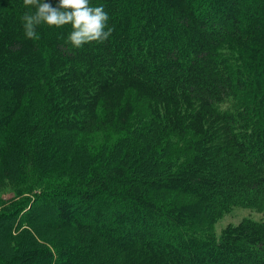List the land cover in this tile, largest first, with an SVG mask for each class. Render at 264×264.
<instances>
[{"label": "trees", "instance_id": "trees-1", "mask_svg": "<svg viewBox=\"0 0 264 264\" xmlns=\"http://www.w3.org/2000/svg\"><path fill=\"white\" fill-rule=\"evenodd\" d=\"M90 2L114 31L74 49L70 25L26 39L23 0H0V191L28 184L0 205V264H264V0ZM108 131L130 138L95 162L85 139ZM235 207L261 220L217 237Z\"/></svg>", "mask_w": 264, "mask_h": 264}, {"label": "clouds", "instance_id": "clouds-1", "mask_svg": "<svg viewBox=\"0 0 264 264\" xmlns=\"http://www.w3.org/2000/svg\"><path fill=\"white\" fill-rule=\"evenodd\" d=\"M27 9L20 20L23 33L28 40H39L37 29L46 25L60 29L71 26L66 42L74 49L86 44H103L114 31L109 26V15L103 5L92 6L90 0H23Z\"/></svg>", "mask_w": 264, "mask_h": 264}, {"label": "rangeland", "instance_id": "rangeland-1", "mask_svg": "<svg viewBox=\"0 0 264 264\" xmlns=\"http://www.w3.org/2000/svg\"><path fill=\"white\" fill-rule=\"evenodd\" d=\"M131 101L135 107V114L131 120V126L136 128L139 125L141 126V123H144L149 119V113H148L146 102L144 101L138 102L134 99L133 96H131ZM129 138L130 137L127 135L114 134L108 131V132L97 133L85 139V142L87 144L89 155L91 157L94 155L95 162H98V161L103 162L107 158L114 156L115 153H118L119 151H121L125 141L128 140ZM45 139H46L45 134H40V135L38 134L34 138V140L38 142L39 144L43 143ZM163 152H164V155L162 154ZM156 154L163 155V158H164L163 160H165L168 164H173L174 161L175 162L180 161L182 158L185 157V155L182 153L181 144L177 141L170 142V145L168 146L164 143L162 145V148H160V150L157 151ZM158 166H162L161 162H159ZM19 172H20V175L23 173V171L21 170ZM52 175H54V173ZM73 176H78V175H73ZM24 182L25 180L21 182H16L15 185L11 187V189H9L10 187L8 186V188L1 190L0 191V205L4 202L5 204H3V206L5 205L7 206L6 203L13 201L17 197L16 190L18 188H25L28 185L26 182L25 183ZM35 195L36 194L34 193V196ZM23 197H28V195L25 194L23 195ZM23 197L22 198L20 197L21 201L26 199ZM177 200L179 199H177L176 196L169 195V194H164L161 197H159V201L161 203H170V202H174ZM243 219H251L253 221H260L261 215L251 209L235 207L228 214L224 215L215 224L214 226L215 235L217 237L220 236L221 230L225 228L227 225H236Z\"/></svg>", "mask_w": 264, "mask_h": 264}]
</instances>
